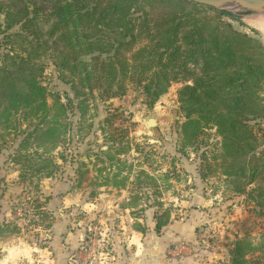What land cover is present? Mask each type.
<instances>
[{
	"label": "rangeland",
	"instance_id": "obj_1",
	"mask_svg": "<svg viewBox=\"0 0 264 264\" xmlns=\"http://www.w3.org/2000/svg\"><path fill=\"white\" fill-rule=\"evenodd\" d=\"M38 2L47 7L43 0ZM153 4L158 16L170 13L169 4ZM150 5L145 3V9L149 11ZM232 14L237 21L224 20L263 41L250 24L264 17V12ZM52 22L37 25L42 40L50 44ZM16 32H21L20 27L9 34ZM6 44L0 37V55L7 54ZM21 44V40L16 42L20 50ZM140 46L123 50V56L132 60ZM39 53L41 57L35 55L34 62L42 66L37 77L48 94L47 122L23 119L22 115L17 117L16 127L0 125V217L8 214L11 222L0 229V251L23 245L49 247L52 228L37 222L32 206L34 198H40L33 188H40L41 201L43 197L52 200L73 195L72 203L64 200V206L69 207L57 210L62 209L59 216L70 222L72 231L88 238L89 243L81 240L71 257L79 264L88 263L92 254L109 252L112 240H127L137 235L133 232L147 234L152 213L155 220L156 213L165 209L171 212L170 223L186 221L191 215L198 222L196 243L180 242L175 247L180 256L194 251L203 253L207 264H230V254L239 242L245 264H264V205L258 203L263 199L254 197L257 192L251 195L262 182L237 192L238 181L224 173L226 164L215 132L208 131L197 143L192 142L184 130L186 118L179 103L184 80L173 82L167 93L150 105L144 87L131 81L141 76L139 70L120 71L119 77L127 80L126 92L112 97L107 90H92L78 79L73 85L71 76L65 73L64 78L53 60L44 58L43 51ZM3 59L0 64L4 66ZM90 59L85 56L86 61ZM151 119L156 127L148 126ZM255 126L264 129V121ZM49 127L54 131L45 134ZM262 141L264 149V138ZM39 155L56 167L44 163ZM108 188L126 192L116 195ZM196 198L200 201L195 202ZM49 212L56 222L59 216ZM37 256L42 257L40 253Z\"/></svg>",
	"mask_w": 264,
	"mask_h": 264
},
{
	"label": "trees",
	"instance_id": "obj_2",
	"mask_svg": "<svg viewBox=\"0 0 264 264\" xmlns=\"http://www.w3.org/2000/svg\"><path fill=\"white\" fill-rule=\"evenodd\" d=\"M43 1L47 7L38 0H0V37L8 49L0 55L5 64H0V125L16 127L22 115L47 122L48 94L37 77L42 66L34 62L35 55L41 57L40 50L63 75L73 78V85L78 79L112 97L126 92L127 80L119 77L120 71L139 70L141 76L131 81L144 87L150 105L173 82L184 80L179 103L187 135L197 143L214 131L226 164L224 173L238 181L240 193L260 180L262 185L251 195L257 192L254 197L263 199L258 203L264 205V129L255 126L264 121V42L224 20L237 21L235 15L189 0ZM155 2L169 4L170 13L158 16L153 12ZM145 3L151 4L149 11ZM49 20L52 44L42 40L37 28L38 22ZM15 27L21 32L9 34ZM19 40L22 50L16 45ZM139 43L132 60L123 56V50ZM87 55L90 61L85 60ZM146 72L151 73L145 76ZM53 131L49 127L45 134ZM33 189L43 196L40 188ZM40 198H34L32 206L37 222L50 230L55 222L47 210L50 198ZM155 220L161 234L171 222L170 210L156 213ZM240 249L238 242L230 264H245Z\"/></svg>",
	"mask_w": 264,
	"mask_h": 264
},
{
	"label": "crops",
	"instance_id": "obj_3",
	"mask_svg": "<svg viewBox=\"0 0 264 264\" xmlns=\"http://www.w3.org/2000/svg\"><path fill=\"white\" fill-rule=\"evenodd\" d=\"M259 22L261 23L259 24ZM250 27L259 32L264 41V17L251 20ZM107 191H113L115 194L126 192L112 188H108ZM50 195L52 196V194ZM55 198L56 196L52 200L49 199L48 210L54 211L58 217L62 209L58 211L57 207H69L64 206V204L68 200L72 203L73 195L68 193L65 198ZM202 200H204L203 197ZM197 201L200 200L196 198L195 202ZM118 208V206L114 207V209ZM152 215L153 223L152 226H149L151 228L147 234L135 233L133 232L134 229H131L134 234H137L136 236L128 237L127 240L124 238L123 240L120 238L118 241L112 240V247L109 252L92 254L86 264H207L202 258L203 253L186 251L180 256V253L175 251V247L177 248L180 242L196 243L197 235L195 233L198 222L193 215L186 221L170 223L163 229L161 235L156 234L155 214L152 213ZM8 217V214L0 217V229L10 226L11 222ZM51 232L52 238L48 248L23 245L20 248L0 251V264H37L38 262L48 264L42 261L44 259L49 260L50 264H79L71 257H74V252L80 248L79 242L81 240L85 244L89 243L88 238L86 239L82 233L72 231L70 222L64 216L57 218ZM38 253L42 256L41 259L38 256V259L36 258Z\"/></svg>",
	"mask_w": 264,
	"mask_h": 264
},
{
	"label": "water",
	"instance_id": "obj_4",
	"mask_svg": "<svg viewBox=\"0 0 264 264\" xmlns=\"http://www.w3.org/2000/svg\"><path fill=\"white\" fill-rule=\"evenodd\" d=\"M199 5L214 8L216 10L233 12H264V0H189ZM150 128L156 127L154 119L149 120Z\"/></svg>",
	"mask_w": 264,
	"mask_h": 264
},
{
	"label": "bare ground",
	"instance_id": "obj_5",
	"mask_svg": "<svg viewBox=\"0 0 264 264\" xmlns=\"http://www.w3.org/2000/svg\"><path fill=\"white\" fill-rule=\"evenodd\" d=\"M261 22H259V24H260ZM261 28V27H260Z\"/></svg>",
	"mask_w": 264,
	"mask_h": 264
}]
</instances>
